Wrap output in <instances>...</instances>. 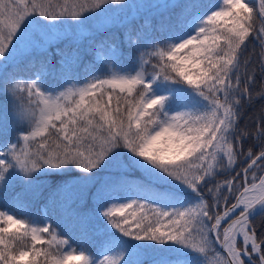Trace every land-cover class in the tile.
<instances>
[{
    "label": "snow or ice",
    "instance_id": "obj_1",
    "mask_svg": "<svg viewBox=\"0 0 264 264\" xmlns=\"http://www.w3.org/2000/svg\"><path fill=\"white\" fill-rule=\"evenodd\" d=\"M125 4L0 0V96L14 105L0 112V199L21 189L16 211L0 209V264H146V247L169 246L185 255L179 264H264V232L253 226L264 218V175L255 171L264 170V115L251 131L240 123L246 104L262 102L264 113V0H166L160 8L180 11L155 28L109 16ZM117 24L122 38L107 36ZM82 27L96 54L83 82L64 76L57 90L41 83L43 68L16 75L22 56L68 38V28L74 38L59 54L69 71L82 65ZM250 38L262 49L258 85L245 56ZM252 138L259 151L245 152ZM241 157V172L216 180ZM241 174L243 191L230 203L224 192ZM41 178L54 181L49 203L59 198L76 241L46 213L25 210L23 195ZM92 220L102 236L95 252Z\"/></svg>",
    "mask_w": 264,
    "mask_h": 264
},
{
    "label": "trees",
    "instance_id": "obj_2",
    "mask_svg": "<svg viewBox=\"0 0 264 264\" xmlns=\"http://www.w3.org/2000/svg\"><path fill=\"white\" fill-rule=\"evenodd\" d=\"M213 0H200V3L203 5H208L211 6ZM184 0H179L177 3H183ZM248 2L252 3L255 5L254 0H248ZM176 4V3H175ZM180 11L179 8H169V9H164L162 11H158L157 13H153L152 15H141L137 17H134L130 22H132L131 26H140L141 24H144L147 22V24L151 28H155L156 25L159 24L162 14L164 18H167L169 16H174ZM259 21H257L258 25ZM122 29H118L119 31V36L114 34V31L111 33H108L107 36H115V37H120L122 38L123 36V27ZM98 39H103L98 37ZM66 46H69L68 43H64L59 45L57 48H62ZM93 47V42L90 43V46L84 50L81 51L84 59H83V64L80 65L77 68H73L72 70H67L64 66L61 65V63L56 62L55 60H49L47 57H45V53H41L38 55L30 56L27 59H21L22 61L19 62V67L15 69L16 75L20 78L18 75L19 71L22 72H27V73H33L35 70L43 68L42 75L44 77L43 80H48L51 81L52 84L57 87L59 90V85L64 83V76H69V77H76L78 78L81 82H83L84 77H85V72L86 68L84 67L87 65L88 68L92 67L91 61L96 59V54L92 51ZM123 47L126 50V45H123ZM98 51L101 53L104 50L103 49H98ZM261 46L260 44L254 39L250 38L249 42L247 43V49L245 56L250 59L251 63L249 65L250 70L255 71L257 73V85L259 83V63H260V54H261ZM57 57H61L60 54H56ZM46 65V66H45ZM33 70V71H32ZM243 71V69H242ZM30 74V75H31ZM63 74V75H62ZM21 80H27L26 78H20ZM76 82L75 80H73ZM257 86H254V91L253 95L254 97L258 98L259 93L255 90ZM260 103L262 102H257L251 105L246 104L245 107L242 110V120H241V129H247L251 131L254 128V124H258L260 121L261 115H264V113H261L259 111L260 109ZM5 106H7L9 109H13L14 105L12 104L11 100L7 97L0 96V112H3ZM17 133L15 130L11 131L9 138L15 140ZM0 142H3V138L0 137ZM258 144V141L255 140V138L248 139L244 143V151H248L250 147L253 148L254 151H259V148L256 147ZM243 157L240 158L238 161V165L235 168V171L232 173H222L221 175L216 177L217 181H223L226 177L231 178L234 176L235 173L241 172V169L246 166L242 163ZM219 177V178H218ZM243 178V175L241 174L240 179ZM54 183V181L51 178H41V187L30 191L26 192L23 195V202L25 203V210L30 211L33 214H39L42 211V208H45V204H48V207L45 208L47 211L49 217L54 220L58 221L61 224V230L63 231L64 235L67 237H70L72 241H76L79 238V231L78 229L73 225L72 221L65 217L63 214V209L61 207L59 198H57V203L56 204H51L49 203L50 200V194H51V189L48 187L49 184ZM20 186L19 185H14L13 189L10 190L8 195L4 197L5 203L4 206L7 207L10 212L16 211V208L12 204V197L15 195V192L20 191ZM207 195V193H205ZM224 195L228 196L227 192H224ZM229 201L230 203L234 202V198L231 199L230 197ZM73 207H76V205H73ZM87 205L84 206L81 210H85ZM223 210V202H222V207L221 211ZM253 226L256 229L257 233L264 232V218H261L260 216H256L255 219L253 220ZM100 228V225L97 221L92 220L89 223V235H90V251L95 252L99 249V241L102 238L101 232L97 231V229ZM75 246V244H74ZM218 250V249H217ZM146 255L148 257V260H146V264H149L151 260L157 261V264H173L172 260L174 258V254H168L166 251H158L157 248H151V247H146ZM180 261L185 259L184 256H178Z\"/></svg>",
    "mask_w": 264,
    "mask_h": 264
},
{
    "label": "rangeland",
    "instance_id": "obj_3",
    "mask_svg": "<svg viewBox=\"0 0 264 264\" xmlns=\"http://www.w3.org/2000/svg\"><path fill=\"white\" fill-rule=\"evenodd\" d=\"M178 1L179 0H167V2L174 3V4L177 3ZM125 2H126L125 6H123L121 8H118V9H115L111 13H109V16L112 19H115L116 22H120L121 20L130 21L134 17L138 18V16H141V15H152L153 13H157L158 11H162L164 9L160 8V5L165 3L166 0H125ZM215 3H216V0H213L211 5H213ZM112 19H109L107 21V23H111ZM121 27H123V26L119 25V24H117V25H115L113 27L112 31H114L115 35L119 36L118 29L121 30L122 29ZM257 27H259V23H258ZM65 32H66V36L68 38H74L72 29L68 28V29L65 30ZM68 38L61 39V40H58V41H53L50 46L49 45H45L44 48L36 49L35 51L32 52L31 55H24V56H22L21 59L24 60V59L29 58L30 56L34 55V57H35V55H38V54H41V53H45V57H47L49 60H55L56 62H59V63H61L62 66H64L63 60L61 59V57H57L56 54L57 53L59 54V50L62 49V48H57L59 45L64 44V43L65 44L66 43H68V44L70 43V39H68ZM75 38H78V40H79L81 51L86 50L90 46V43L92 42L90 30L87 29V28H84V27L76 30ZM100 38H105V37H100ZM74 46L75 45H73V47ZM66 48H68V46H66V47L64 46L63 47V49H66ZM103 54H104V51L101 52V55H103ZM21 61L22 60H20L19 62H21ZM36 72H37V70H35L32 74L30 73L31 74L30 75L27 72L19 71L18 75L20 76V78L22 77V78L29 79L31 77H35ZM41 83L43 84V86L45 88H48V89L56 88L57 89V87H55L52 84L51 81H48L46 79L42 80ZM73 83H75V82L73 81ZM255 171H256L257 177H259L261 175H264V170H262V169L257 168V169H255ZM235 175H236V173L234 174V176ZM248 180H249V182H251V174H249ZM257 182H258V180H257ZM242 183H243V178L240 179V177H239L237 179V181H236V184L234 186L233 192L231 194L228 193V196L231 199L234 198V200H235V197L237 195H239L243 191V188L240 187V185ZM4 203H5L4 198L0 199V209H5V210H8L10 212V210L7 207L4 206ZM45 213L49 217V215H48L47 211L45 210V208H42V211L39 213V215L43 216ZM24 242H25V244H27L29 246L31 244L30 239H27ZM156 248H157V250L159 252L160 251H166L168 254H171V255L174 254V258L172 260L173 264H178L179 263L180 260L177 259L178 256H184V254L182 252H179V251L176 250V246L156 247ZM211 260H212V255L210 254L209 257H208V261L210 262Z\"/></svg>",
    "mask_w": 264,
    "mask_h": 264
},
{
    "label": "water",
    "instance_id": "obj_4",
    "mask_svg": "<svg viewBox=\"0 0 264 264\" xmlns=\"http://www.w3.org/2000/svg\"><path fill=\"white\" fill-rule=\"evenodd\" d=\"M257 3H258V0H256V4H257ZM239 195H240V194H239ZM260 210H261V208H260V206H258L257 209L254 210L253 215H254V216L257 215V214L259 213ZM216 247H217V249L219 250L220 246H219L218 244L216 245Z\"/></svg>",
    "mask_w": 264,
    "mask_h": 264
},
{
    "label": "bare ground",
    "instance_id": "obj_5",
    "mask_svg": "<svg viewBox=\"0 0 264 264\" xmlns=\"http://www.w3.org/2000/svg\"><path fill=\"white\" fill-rule=\"evenodd\" d=\"M258 183V182H257Z\"/></svg>",
    "mask_w": 264,
    "mask_h": 264
}]
</instances>
